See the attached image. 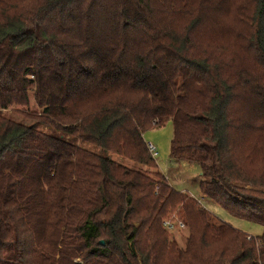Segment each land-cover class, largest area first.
<instances>
[{"label": "trees", "instance_id": "trees-1", "mask_svg": "<svg viewBox=\"0 0 264 264\" xmlns=\"http://www.w3.org/2000/svg\"><path fill=\"white\" fill-rule=\"evenodd\" d=\"M247 1L0 0V110L37 103L35 121L59 134L0 115V264H264V234L248 240L162 173L109 156L155 164L145 133L172 122L171 157L200 165L202 193L264 225V80L191 53L207 16L246 18L264 77V0L251 14ZM184 15L191 28L175 32ZM176 210L185 250L162 224Z\"/></svg>", "mask_w": 264, "mask_h": 264}, {"label": "rangeland", "instance_id": "rangeland-1", "mask_svg": "<svg viewBox=\"0 0 264 264\" xmlns=\"http://www.w3.org/2000/svg\"><path fill=\"white\" fill-rule=\"evenodd\" d=\"M246 10L250 14L253 12V4H251V0L247 1ZM192 18L193 16L184 15L180 19L172 21L171 25H173L175 32L185 33L189 28H191L190 23ZM253 32V24L246 18L237 20L230 16L213 13L198 22L197 26L193 30L191 38H195V41L192 42L191 53L194 55H229L231 57H235L238 59L239 63L243 64L246 68L257 70L255 73H257L258 76H261L260 82H262L264 77H262V66L257 64L259 57L257 56L254 48ZM31 78L34 80L33 76H31ZM32 91H35V86L32 87ZM31 95L33 96V94ZM260 103L261 100L253 102L251 105L257 106ZM30 111L38 112H34V114L31 115L29 114ZM40 111L41 109L38 108L37 103L34 104L32 102L29 109L26 107H22L18 110L14 108L8 110L3 109L0 110V115L25 125L38 126L40 130H44L47 133L52 132L54 135H59L55 133L54 130L38 125L35 121V113L40 114ZM256 116L261 118L262 124H264L263 97L262 112L257 113ZM252 117L254 116L252 115ZM173 135L174 127L172 122H168L161 127L151 128L145 133V140L154 142L158 146L160 152V156L154 160L155 164H151L149 166L141 165L124 157L115 156L112 153H109V156H112L114 159L119 160L129 167L142 170L147 175L152 177L156 171L162 173L165 175L164 177L167 178H165V181H167L172 187L187 193L189 197H195L197 199L195 200L197 205L202 209L203 207H206V209L209 210H207L208 215H210L214 221L222 223L226 222L246 233L245 236L248 240L256 238L255 240L259 243L258 238L264 234L263 224L233 215L210 198H207L202 193L200 188V182L203 178L200 165L197 163L179 162L171 157L170 152ZM65 138L69 139L68 137ZM78 144H80V142H78ZM82 146L87 147L95 153L108 155L105 150L104 152L103 149L101 150L94 145L82 144ZM260 148L262 151L259 150L257 152L256 162L258 163V167H262V190L264 191V145ZM247 187L252 186L248 185ZM172 217H176L178 220L183 221L185 223V227L179 231H170L163 226L166 238L176 244L180 250H185L187 240L191 233L190 226H188L187 221L180 213H178L177 210L172 212L169 216L164 217L162 224L164 220ZM261 247L263 248L262 245L258 244L257 248ZM171 264L179 263L171 262Z\"/></svg>", "mask_w": 264, "mask_h": 264}, {"label": "built area", "instance_id": "built-area-1", "mask_svg": "<svg viewBox=\"0 0 264 264\" xmlns=\"http://www.w3.org/2000/svg\"><path fill=\"white\" fill-rule=\"evenodd\" d=\"M146 144L152 157L157 159L160 155L158 146L152 141H146ZM163 224L170 231H179L185 227V223L181 220H178L176 217L164 220Z\"/></svg>", "mask_w": 264, "mask_h": 264}, {"label": "water", "instance_id": "water-1", "mask_svg": "<svg viewBox=\"0 0 264 264\" xmlns=\"http://www.w3.org/2000/svg\"><path fill=\"white\" fill-rule=\"evenodd\" d=\"M100 242H101L102 244H104V243H105V241H104V240H101Z\"/></svg>", "mask_w": 264, "mask_h": 264}]
</instances>
